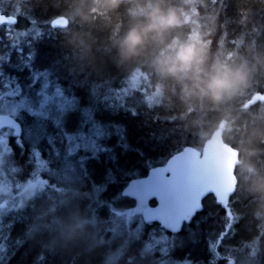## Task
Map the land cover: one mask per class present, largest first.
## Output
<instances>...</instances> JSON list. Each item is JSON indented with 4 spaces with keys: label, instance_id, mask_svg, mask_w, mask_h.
I'll return each instance as SVG.
<instances>
[{
    "label": "trees",
    "instance_id": "trees-1",
    "mask_svg": "<svg viewBox=\"0 0 264 264\" xmlns=\"http://www.w3.org/2000/svg\"><path fill=\"white\" fill-rule=\"evenodd\" d=\"M152 2L119 0L110 7L106 0H12L15 21L0 28L28 35L20 46L14 37L0 39V91L5 83L28 90L49 58L79 110L68 121L61 114L53 119L24 112L28 133L15 119L21 134L8 137V147L16 178L25 181L43 163L47 169L41 192L0 212V264H153L144 248L149 233L160 234L157 222L142 224L120 255L109 258L126 240L122 229L109 227V218L136 206L122 190L185 146L200 149L220 126L224 141L238 150L235 188L224 203L207 194L202 210L178 231L162 230L166 264H264V201L249 190L253 178L264 176V138L251 134L264 125V0H166L182 17L166 37H187L199 46L201 66L244 61L251 69L246 86L215 99L156 71L162 49L120 54L122 37ZM9 3L0 0V10ZM61 14L68 16L67 26L51 27ZM85 120L103 136L69 157L65 136L82 133Z\"/></svg>",
    "mask_w": 264,
    "mask_h": 264
},
{
    "label": "water",
    "instance_id": "water-1",
    "mask_svg": "<svg viewBox=\"0 0 264 264\" xmlns=\"http://www.w3.org/2000/svg\"><path fill=\"white\" fill-rule=\"evenodd\" d=\"M14 21L13 16L0 13V23ZM68 22V16L61 14L53 17L50 25L64 28ZM0 126H12L15 136L21 134L18 121L9 115L0 114ZM238 163V150L224 141L220 126L200 149L185 146L164 164L131 179L122 194L136 201L145 223L157 222L164 230L175 232L201 209L202 199L207 194H212L217 202L227 201L235 188ZM152 199L155 203L150 205Z\"/></svg>",
    "mask_w": 264,
    "mask_h": 264
},
{
    "label": "rangeland",
    "instance_id": "rangeland-1",
    "mask_svg": "<svg viewBox=\"0 0 264 264\" xmlns=\"http://www.w3.org/2000/svg\"><path fill=\"white\" fill-rule=\"evenodd\" d=\"M10 2L6 5L7 10H0V12H5L6 14L12 15L13 11V3L12 0H7ZM14 2V0H13ZM3 4H0V8H2ZM4 6V5H3ZM5 7V6H4ZM34 35L33 32H31ZM27 32L22 29L14 28L11 30L10 25H5L0 28V39L14 37V46H20L22 43L23 37H27ZM26 43H31V39L26 38ZM18 52L22 49L17 48ZM22 52V51H21ZM44 64L39 65L41 69H46L49 72L48 77H39L36 78L35 74L31 83V87L28 90L23 89L22 87L16 85H8L9 83H5V86L0 91V100L4 103L0 107V114H6L14 119L20 120L25 125L26 133L30 130V122L26 119L25 113L33 114L35 117L37 116H50L53 119H58L60 113L56 111L54 108L47 107L41 109L39 107V102L44 98L45 95L55 96L57 94L56 90H60L66 97L72 96V90H68L67 85H63L61 80L65 82L67 79L60 75V72L57 74L53 66L49 63H52L49 58H47ZM53 64V63H52ZM54 65V64H53ZM37 71H35L36 73ZM45 80L48 81L49 87L45 89L43 87ZM135 78H133V83ZM122 93V92H121ZM75 102V101H74ZM25 112V113H24ZM47 113V115H45ZM13 134V127H5L4 131H0V212L10 211L13 208L19 206L23 200L24 196L31 197L35 193L41 192L43 188V181L41 173L47 169L46 164L40 165L36 171L32 172L31 175L25 180L20 181L16 178L14 174V168L10 163V151L8 150V137H11ZM66 142L68 144V149H73V152L77 149V145L79 147L92 145V138L89 136L81 137V132L68 134L65 136ZM15 141H18L16 138ZM25 197V198H26ZM142 224H146L141 216V208H138L137 205L132 208L124 209V210H114L113 216H111L108 220V225L112 229H122L126 234V240L121 248L116 251V253L110 255V259L114 260L120 255L122 248L126 246L128 241L131 238L137 237L140 234V227ZM149 232H152V229H149ZM163 228H160L158 231L160 234L156 235L154 231L149 233V241L146 242L144 251L150 255V259L153 264H161V261L167 262L166 255L160 252L161 248H165V241L161 239L162 237H167L164 233H162ZM151 244L153 247L148 248L147 245ZM167 248V247H166ZM176 264H191L188 261H181Z\"/></svg>",
    "mask_w": 264,
    "mask_h": 264
},
{
    "label": "clouds",
    "instance_id": "clouds-1",
    "mask_svg": "<svg viewBox=\"0 0 264 264\" xmlns=\"http://www.w3.org/2000/svg\"><path fill=\"white\" fill-rule=\"evenodd\" d=\"M106 3L113 7L119 0H106ZM177 20H182V17L176 5L166 3V0H153L139 24L130 27L122 37L120 54L135 56L152 48L162 49L154 60L156 71L178 82L186 81L194 92H203L211 99L247 85L251 69L246 62L218 65L213 61L206 67L201 66L202 49L199 46L191 45L187 37L183 40L178 36L168 39L166 33L177 27ZM251 134L264 138V125L253 129ZM249 190L259 194L264 201V176L253 178Z\"/></svg>",
    "mask_w": 264,
    "mask_h": 264
},
{
    "label": "snow or ice",
    "instance_id": "snow-or-ice-1",
    "mask_svg": "<svg viewBox=\"0 0 264 264\" xmlns=\"http://www.w3.org/2000/svg\"><path fill=\"white\" fill-rule=\"evenodd\" d=\"M41 76L48 77L49 72L46 69L38 70L35 73V77L39 78ZM43 87L45 89L49 87L47 80H45ZM56 92L57 94L55 96L45 95L44 98L39 102V107L43 109V108H47L51 106L52 108H54L56 111H58L61 114V118H63L65 121H68L70 119H75V113L79 110V101L75 100L74 97H66L62 92H60V90H56ZM45 115H47V113H45ZM59 122L60 121L58 120L57 123ZM90 124H91V121H88V120L84 121V130L81 133V137L83 138V137L89 136L90 134V138H92V142L95 143L96 138L103 136V131L102 129H100L98 126H95V125H92L90 127ZM37 137L40 139L39 135ZM16 143L20 146V148H23V140L16 141ZM78 147L79 145H77V148ZM72 153H73V149H68L69 157H71ZM36 155L39 156L40 154L36 153ZM40 163H43V162H40ZM69 167H71V165H69ZM41 183H44V181H42ZM202 208H203V205L201 204V210ZM232 227H234V225H232ZM229 230H231V228H229ZM161 239L166 240L167 237L165 236V237H162ZM146 247L152 248L153 246L149 244ZM168 251L169 250L166 247L160 249V252L165 255L168 254ZM161 264H166V262L161 261Z\"/></svg>",
    "mask_w": 264,
    "mask_h": 264
},
{
    "label": "bare ground",
    "instance_id": "bare-ground-1",
    "mask_svg": "<svg viewBox=\"0 0 264 264\" xmlns=\"http://www.w3.org/2000/svg\"><path fill=\"white\" fill-rule=\"evenodd\" d=\"M71 239V238H70ZM86 241V240H85ZM67 244H68V242H67ZM64 249V248H63ZM69 249V248H68ZM64 250H66V249H64Z\"/></svg>",
    "mask_w": 264,
    "mask_h": 264
}]
</instances>
